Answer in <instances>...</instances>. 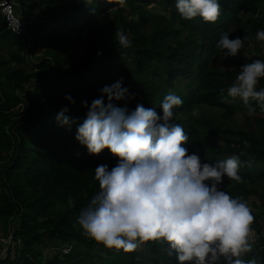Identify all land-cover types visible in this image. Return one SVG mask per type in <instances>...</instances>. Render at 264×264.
I'll return each mask as SVG.
<instances>
[{
    "label": "trees",
    "instance_id": "trees-1",
    "mask_svg": "<svg viewBox=\"0 0 264 264\" xmlns=\"http://www.w3.org/2000/svg\"><path fill=\"white\" fill-rule=\"evenodd\" d=\"M119 2L22 0V36L0 12V50L17 48V69L0 62V228L12 241L0 264H264L263 217L244 212L245 198L261 199L248 182L264 181V0H130L110 36L71 37ZM153 5L174 21L146 35ZM248 37L249 50L236 42ZM102 77L138 89L145 112L104 99ZM237 108L244 125L213 130L209 113L230 123ZM147 167L158 177L127 215L126 190ZM215 176L219 189L205 184ZM214 201L249 222L225 242L195 237Z\"/></svg>",
    "mask_w": 264,
    "mask_h": 264
},
{
    "label": "rangeland",
    "instance_id": "rangeland-1",
    "mask_svg": "<svg viewBox=\"0 0 264 264\" xmlns=\"http://www.w3.org/2000/svg\"><path fill=\"white\" fill-rule=\"evenodd\" d=\"M18 9L21 12L20 9V3L22 0H13ZM119 2L111 7L109 11H107L105 14L101 15L96 21L92 23L83 24L80 27H74L71 31V37L75 39L80 45L83 44V40L88 37L91 33L98 32L100 29L104 28L106 30L107 36H110L111 29L115 28V24L113 21L112 12L116 9H123L126 13V18L129 19L130 11L128 10V2L130 0H127L125 3ZM160 3H162V0H158ZM107 8V5L105 6V10ZM40 9V8H39ZM38 9V11H39ZM149 12L151 13L152 17L150 21L147 24H143L142 28L146 35H151L152 33L165 29L167 27H171L173 25V19L171 18L170 11L167 10L163 5L162 6H150L148 8ZM22 13V12H21ZM37 14L33 16L35 18ZM32 21V20H31ZM28 24H30L27 21ZM250 37L246 39H236V42L239 44V46L249 50L251 48V43L249 40ZM236 43V44H237ZM29 49L32 47V43L28 46ZM86 45L84 44L83 47L79 50V57H82V53L84 52V48ZM16 47H4L0 50V62H5L8 64L6 68L15 70L17 69L16 63L12 61V55L16 51ZM44 55V51L42 49H39L37 51H34V53L31 54L27 58L28 62L37 61L40 57ZM32 57V60H31ZM121 59V58H118ZM122 62V60L117 61ZM2 70V69H0ZM129 74V73H128ZM101 82L103 83V87L101 90V95L104 99H112L119 103L123 108H131L135 109L138 112H145L144 110L147 107V104H145L143 97L139 96L138 89H133L131 87H128L126 85V82L119 81V78L116 77L114 79L109 78H101ZM232 96L229 97L233 99L234 101L238 102V105L240 104L242 106V101H239L240 94L234 90L232 93ZM1 91H0V107L2 104V98H1ZM16 113L22 117L23 110L18 107L16 110ZM237 116L232 122L225 121L221 118V115L224 113L223 111H214L213 113H209L208 115H211V118L213 119V130L216 132H219L221 129H230L236 126L237 124L242 123L241 125H244L243 122L245 121V116L247 115L244 110L241 108H237ZM180 116V115H178ZM177 118H181L178 117ZM255 116L259 117V119L262 118L261 113L255 112ZM257 122V121H256ZM226 138V136L221 135L218 136L217 139L206 140L205 141V148L206 152L215 150L219 147L223 146V140ZM110 151L108 149L104 150V154H109ZM255 173H259L257 169L254 170ZM233 179H236L237 173H232ZM141 179H139L138 183L133 185L132 187L127 188L125 194L131 195V203H133L129 211L127 212L131 214V211L134 209V205L140 200L141 197H144L146 195V192L143 190L145 189L148 184L158 177V172L154 171L152 168H144L140 175ZM219 178L218 177H211L205 181L206 185L214 184V188H220L218 185ZM217 185V186H216ZM249 189H255L259 192L260 197L253 198L255 200H251L249 198H245V213L255 212L260 215H262L263 219L262 224H264V207L262 206V202H264V181L260 179H255L254 181L248 182ZM1 193V192H0ZM135 201V202H133ZM254 203L257 207L254 206ZM229 208L217 203L214 201L213 203L206 202V209L202 213L201 220L198 222V226L200 230L195 234V237L197 239L202 238H214L215 241L225 242L228 241V235L232 230H242V228L239 227L240 224H248V220H240L236 219V221H230L226 219V216L229 214ZM130 216H126V219H128ZM250 225V224H249ZM251 227V226H250ZM247 234V242L252 244L256 243V231L254 229L247 228L246 229ZM0 243H2L5 248L3 249L0 246V259L4 258L9 251V246L12 244V241L10 239H5L3 232L0 228ZM69 249H64V252H68ZM48 254L50 252L57 253L56 250L49 249L46 251Z\"/></svg>",
    "mask_w": 264,
    "mask_h": 264
},
{
    "label": "built area",
    "instance_id": "built-area-1",
    "mask_svg": "<svg viewBox=\"0 0 264 264\" xmlns=\"http://www.w3.org/2000/svg\"><path fill=\"white\" fill-rule=\"evenodd\" d=\"M0 12L5 20L7 31L15 36H22L27 29V21L13 0H1Z\"/></svg>",
    "mask_w": 264,
    "mask_h": 264
},
{
    "label": "water",
    "instance_id": "water-1",
    "mask_svg": "<svg viewBox=\"0 0 264 264\" xmlns=\"http://www.w3.org/2000/svg\"><path fill=\"white\" fill-rule=\"evenodd\" d=\"M0 246L4 249L5 248V246L2 244V243H0Z\"/></svg>",
    "mask_w": 264,
    "mask_h": 264
}]
</instances>
